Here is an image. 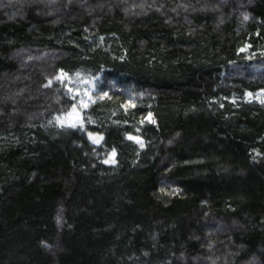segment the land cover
<instances>
[{
	"label": "trees",
	"instance_id": "obj_1",
	"mask_svg": "<svg viewBox=\"0 0 264 264\" xmlns=\"http://www.w3.org/2000/svg\"><path fill=\"white\" fill-rule=\"evenodd\" d=\"M258 90L264 0H0V264H264Z\"/></svg>",
	"mask_w": 264,
	"mask_h": 264
},
{
	"label": "rangeland",
	"instance_id": "obj_2",
	"mask_svg": "<svg viewBox=\"0 0 264 264\" xmlns=\"http://www.w3.org/2000/svg\"><path fill=\"white\" fill-rule=\"evenodd\" d=\"M60 77L68 90V95L72 99L73 104L68 111L53 114L50 117L48 123L49 125L58 127H83V125L86 123V120L83 116V111L95 98L93 93L97 89L99 75L93 74L83 69H77L72 72L61 71ZM245 98L249 100L264 101V91L258 90L255 92H248L246 93ZM146 120L151 121L152 116L147 115ZM89 137L95 143H98L101 138L100 135L93 133H89ZM131 138L137 142L141 141L137 134H132ZM113 153L114 152H111L110 154L106 155L104 157V161H110L108 163H112L111 161H114L115 157Z\"/></svg>",
	"mask_w": 264,
	"mask_h": 264
},
{
	"label": "snow or ice",
	"instance_id": "obj_3",
	"mask_svg": "<svg viewBox=\"0 0 264 264\" xmlns=\"http://www.w3.org/2000/svg\"><path fill=\"white\" fill-rule=\"evenodd\" d=\"M245 19H247V17H245ZM251 95V94H249ZM86 106V105H85ZM98 142V141H97ZM142 146V145H141ZM113 155H115V153H113ZM106 163L110 162V161H105ZM111 162H114V161H111Z\"/></svg>",
	"mask_w": 264,
	"mask_h": 264
}]
</instances>
